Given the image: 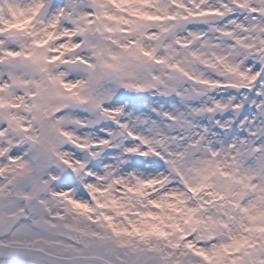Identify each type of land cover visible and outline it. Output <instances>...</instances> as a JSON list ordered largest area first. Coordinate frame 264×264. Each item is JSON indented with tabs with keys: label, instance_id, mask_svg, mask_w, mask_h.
Segmentation results:
<instances>
[{
	"label": "snow or ice",
	"instance_id": "snow-or-ice-1",
	"mask_svg": "<svg viewBox=\"0 0 264 264\" xmlns=\"http://www.w3.org/2000/svg\"><path fill=\"white\" fill-rule=\"evenodd\" d=\"M0 264H264V0H0Z\"/></svg>",
	"mask_w": 264,
	"mask_h": 264
}]
</instances>
